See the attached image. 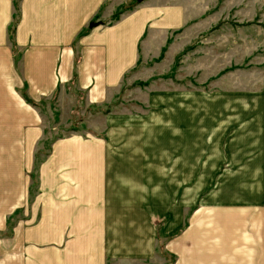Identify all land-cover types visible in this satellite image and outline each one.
I'll return each mask as SVG.
<instances>
[{
	"label": "crops",
	"instance_id": "1",
	"mask_svg": "<svg viewBox=\"0 0 264 264\" xmlns=\"http://www.w3.org/2000/svg\"><path fill=\"white\" fill-rule=\"evenodd\" d=\"M121 2L0 0V231L9 234L0 237V264H121L156 249L154 219L170 203L140 190L137 158L108 156L104 139L56 138L32 195L51 103L71 107L74 88L87 107L110 101L137 66L146 32L169 28L145 5L103 23ZM262 108L228 114L205 143L196 137L195 184L180 188L177 235L171 217L163 225L176 255L169 264H264ZM125 162L134 172H123Z\"/></svg>",
	"mask_w": 264,
	"mask_h": 264
},
{
	"label": "rangeland",
	"instance_id": "2",
	"mask_svg": "<svg viewBox=\"0 0 264 264\" xmlns=\"http://www.w3.org/2000/svg\"><path fill=\"white\" fill-rule=\"evenodd\" d=\"M120 1L108 15L103 9L99 17L105 15L103 23H114L117 11L124 10L120 19L145 5L159 11L155 22L162 20L160 25L169 28L146 32L137 66L125 75L110 101L87 107L86 95L74 88V104L66 107L71 108L67 116L56 100L51 103L53 115L32 171V195L39 165L56 138L81 133L110 142L108 156L111 152L117 159L137 158L139 189L154 192L155 201L170 203L169 214L154 219L153 253L121 264H169L176 255L165 247L168 236L163 225L171 217L177 230L180 188L194 187L190 154L196 137L205 143L212 127H219L228 114L256 104L264 107V0ZM130 169L125 162L123 172H134V166ZM192 200L187 197L188 202ZM20 216L17 213L14 218ZM2 236L9 234L0 231Z\"/></svg>",
	"mask_w": 264,
	"mask_h": 264
},
{
	"label": "trees",
	"instance_id": "3",
	"mask_svg": "<svg viewBox=\"0 0 264 264\" xmlns=\"http://www.w3.org/2000/svg\"><path fill=\"white\" fill-rule=\"evenodd\" d=\"M16 5H17V3H16ZM123 11H124V10H123ZM123 11H120V12L117 11V12H115L114 17H113L115 21L119 19L120 13H122ZM14 18H15V19H14V22H13V24H12V29H13V25H14V24L16 23V21H17V14L14 16ZM12 29H11V30H12ZM12 31H13V30H12ZM85 32H86L85 30L82 31V32L80 33V36L83 35V34H85Z\"/></svg>",
	"mask_w": 264,
	"mask_h": 264
},
{
	"label": "water",
	"instance_id": "4",
	"mask_svg": "<svg viewBox=\"0 0 264 264\" xmlns=\"http://www.w3.org/2000/svg\"><path fill=\"white\" fill-rule=\"evenodd\" d=\"M91 26H93V24H91Z\"/></svg>",
	"mask_w": 264,
	"mask_h": 264
}]
</instances>
